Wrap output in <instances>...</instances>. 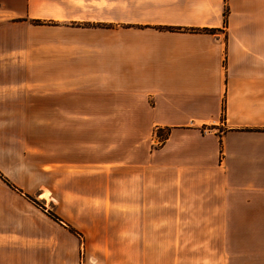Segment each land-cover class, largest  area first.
I'll use <instances>...</instances> for the list:
<instances>
[{
  "label": "crops",
  "instance_id": "obj_1",
  "mask_svg": "<svg viewBox=\"0 0 264 264\" xmlns=\"http://www.w3.org/2000/svg\"><path fill=\"white\" fill-rule=\"evenodd\" d=\"M227 4L225 18V0H0V112L80 122L63 146L82 151L126 122L112 140L143 167L132 207L94 210L103 254L27 255L0 230V264H225L243 218L264 233V0Z\"/></svg>",
  "mask_w": 264,
  "mask_h": 264
},
{
  "label": "rangeland",
  "instance_id": "obj_2",
  "mask_svg": "<svg viewBox=\"0 0 264 264\" xmlns=\"http://www.w3.org/2000/svg\"><path fill=\"white\" fill-rule=\"evenodd\" d=\"M7 109L0 112V172L32 199L0 177V230L12 240L23 237L30 251L27 255L72 256L85 261L87 256L103 254L88 248V231L102 229L108 219L94 210L132 207L133 201L122 192L133 186L130 180L135 174L142 175L143 167L127 165L136 160L135 154L126 147L116 148L112 140L126 122H103V152L71 150L64 148L63 141L77 133L79 138L80 122L25 119L31 114L11 106ZM151 174L153 170L148 169L147 177ZM153 175L158 183V173ZM44 191L49 192L48 199L41 197ZM158 202V191L152 185L147 207H160ZM51 213L63 223L51 218ZM243 219L248 230L238 227L231 233L233 243L225 264H264V233L255 232V218ZM68 225L75 228L74 233L70 234Z\"/></svg>",
  "mask_w": 264,
  "mask_h": 264
},
{
  "label": "trees",
  "instance_id": "obj_3",
  "mask_svg": "<svg viewBox=\"0 0 264 264\" xmlns=\"http://www.w3.org/2000/svg\"><path fill=\"white\" fill-rule=\"evenodd\" d=\"M228 12H229V8H228V4H227V0H225V18H227V15H228ZM35 24H43L44 22H41L40 20H35L34 21ZM163 29V28H162ZM166 29H170V30H176L175 28H166ZM191 31H209V29H193ZM161 133H158V136H160ZM0 177L13 189H16L17 191L19 192H22L21 189L17 188L14 184H12L6 177H4L1 172H0ZM26 196L29 198V199H32L29 195L26 194ZM51 216V218L55 219V220H60V218L58 216H55L54 214H49ZM71 231H75L73 228H71Z\"/></svg>",
  "mask_w": 264,
  "mask_h": 264
},
{
  "label": "bare ground",
  "instance_id": "obj_4",
  "mask_svg": "<svg viewBox=\"0 0 264 264\" xmlns=\"http://www.w3.org/2000/svg\"><path fill=\"white\" fill-rule=\"evenodd\" d=\"M43 197L48 198V195L47 194H44Z\"/></svg>",
  "mask_w": 264,
  "mask_h": 264
}]
</instances>
